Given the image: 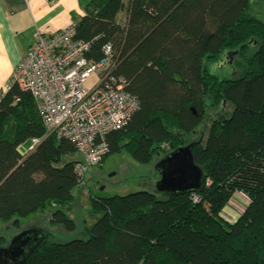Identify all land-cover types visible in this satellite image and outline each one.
<instances>
[{
  "label": "trees",
  "instance_id": "1",
  "mask_svg": "<svg viewBox=\"0 0 264 264\" xmlns=\"http://www.w3.org/2000/svg\"><path fill=\"white\" fill-rule=\"evenodd\" d=\"M84 10L74 39L91 41L87 56L96 61L111 43L115 74L139 100L127 125L106 135L105 157L127 152L149 164L187 145L208 97L231 111L212 119L204 140L190 142L203 170L200 189L164 199L145 190L90 195L94 222L85 238L59 243L45 232L24 264H264V20L252 0H90ZM217 67L232 71L219 76ZM33 138L40 142L21 152ZM75 153L69 140L46 134L30 93L17 85L4 92L0 221L18 227L20 217L53 209L50 224L75 231L65 211L82 183L79 159H67ZM235 192L249 204L230 223L222 211Z\"/></svg>",
  "mask_w": 264,
  "mask_h": 264
},
{
  "label": "built area",
  "instance_id": "2",
  "mask_svg": "<svg viewBox=\"0 0 264 264\" xmlns=\"http://www.w3.org/2000/svg\"><path fill=\"white\" fill-rule=\"evenodd\" d=\"M74 36V22L53 33L35 32L0 98L14 85L30 93L46 134L69 140L82 155L75 166L82 179L89 166L103 161L108 152L106 135L127 125L139 109V100L125 89L127 81L115 74L118 65L111 43L103 45V56L96 61L87 56L92 42ZM93 74L97 84L87 88ZM31 142L29 150L40 138Z\"/></svg>",
  "mask_w": 264,
  "mask_h": 264
},
{
  "label": "rangeland",
  "instance_id": "3",
  "mask_svg": "<svg viewBox=\"0 0 264 264\" xmlns=\"http://www.w3.org/2000/svg\"><path fill=\"white\" fill-rule=\"evenodd\" d=\"M252 13L259 19L264 20V0H252ZM119 20L121 22L125 20L124 13L120 14ZM231 71V69L227 70L224 67L215 69L219 76L230 74ZM97 81V76L93 74L87 81L86 87L93 88ZM230 111L231 106L228 103H224L222 106L213 105L211 98L208 97L206 118L198 126L196 132L187 138V144L200 139L204 140L212 119L219 114H228ZM31 144V141H27L19 146V150L21 152L28 151ZM162 157V155L155 157L149 164H141L135 161L127 152L110 154L100 164L89 166L83 175L82 183L74 190V200L69 206L70 210L65 211L76 221L77 229L75 231H68L62 225L50 224L53 209H49L46 212L35 213L25 218L20 217L18 227L13 224L12 220L0 221L1 234L6 240L5 245L20 232L36 228L44 230L49 235L50 240L54 242L64 243L75 238H83L84 227L86 225L90 226L94 222L89 203L90 195L109 197L145 190L156 194L158 198H166V194L158 191L156 187L160 175L155 165ZM67 159L81 160L82 155L77 152L67 157ZM230 204H232L231 201L226 206L230 207ZM224 214L227 216L226 213Z\"/></svg>",
  "mask_w": 264,
  "mask_h": 264
},
{
  "label": "crops",
  "instance_id": "4",
  "mask_svg": "<svg viewBox=\"0 0 264 264\" xmlns=\"http://www.w3.org/2000/svg\"><path fill=\"white\" fill-rule=\"evenodd\" d=\"M89 1L0 0V91L25 56L35 32L49 34L73 23L85 14L84 6ZM230 201L233 205L225 206L222 215L226 213L223 217L233 223L249 200L235 192Z\"/></svg>",
  "mask_w": 264,
  "mask_h": 264
},
{
  "label": "water",
  "instance_id": "5",
  "mask_svg": "<svg viewBox=\"0 0 264 264\" xmlns=\"http://www.w3.org/2000/svg\"><path fill=\"white\" fill-rule=\"evenodd\" d=\"M192 146L193 143L179 147L159 159L155 165L160 175L156 183L158 191L183 193L201 188L203 170L194 161ZM45 235V231L39 228L15 235L7 245L0 247V264H24L30 251Z\"/></svg>",
  "mask_w": 264,
  "mask_h": 264
}]
</instances>
